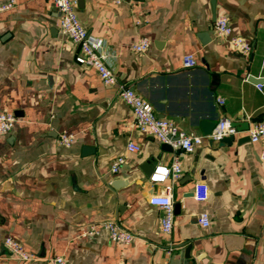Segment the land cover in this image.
Returning <instances> with one entry per match:
<instances>
[{
  "label": "crops",
  "instance_id": "1",
  "mask_svg": "<svg viewBox=\"0 0 264 264\" xmlns=\"http://www.w3.org/2000/svg\"><path fill=\"white\" fill-rule=\"evenodd\" d=\"M75 3L116 78L157 116L194 133H202L203 118L248 127L231 143L205 138L191 152L162 149L136 129L115 86L76 61L79 44L61 32L52 0H14L0 13V110L15 115L0 135V264H46L56 254L66 264H264V147L243 138L264 119V0ZM218 15L251 43L248 54L216 35ZM143 36L150 45L134 51L131 43ZM188 53L193 67L183 65ZM62 131L75 134L68 147L58 142ZM129 140L138 151L127 150ZM178 153L180 175L154 177ZM117 156L124 162L114 173ZM147 161L150 174L140 167ZM196 182L207 185L205 200L194 198ZM165 192L174 204L170 237L160 227L161 209L149 203ZM102 219L134 238L122 244L104 229L84 233ZM7 236L35 259L14 258Z\"/></svg>",
  "mask_w": 264,
  "mask_h": 264
},
{
  "label": "built area",
  "instance_id": "2",
  "mask_svg": "<svg viewBox=\"0 0 264 264\" xmlns=\"http://www.w3.org/2000/svg\"><path fill=\"white\" fill-rule=\"evenodd\" d=\"M115 3L121 0H114ZM52 3L58 13V22L60 30L73 42L79 44L80 50L76 56L78 63H83L93 67L102 82L105 85L115 86L117 95L131 108L133 114V124L141 132L156 137L159 141L169 144L172 148L180 152H191L197 145L201 144L203 139L208 138L218 141L224 136L235 135L238 130L231 124L227 117L220 118L214 128L208 134L194 133L181 130L172 120L159 117L154 111L153 105L138 94L130 85L119 81L111 67L106 61L105 54L100 50V40L88 34L87 29L81 22L77 11L75 0H52ZM14 5V0H7L0 3V13L8 10ZM213 28L216 35L226 38L230 45L236 51L248 54L252 48L251 43L243 37L232 32L228 18L225 15H218L214 19ZM150 45L148 37H140L131 43L134 51H144ZM183 65L193 67L195 59L192 54L183 56ZM223 100L219 98V102ZM15 121V115L12 112L0 110V135L8 133ZM247 135L252 142H258L264 147V119L252 124L247 130ZM75 139V134L69 131H62L58 134L59 144L68 147ZM126 148L128 151H138L139 145L129 140ZM179 153L174 155L169 167H158L154 173L156 178H164L166 175H172L177 178L181 173V160ZM264 157V156H263ZM124 162L123 156H117L111 163V171L117 172ZM208 188L204 182H196L193 186V196L196 200L202 201L207 198ZM149 203L156 205L162 211L160 217V227L164 235L171 236L174 219V204L169 192L153 194L149 197ZM201 225L209 224V215L202 211L198 215ZM101 229L108 233L111 241L128 244L134 238V233L119 222L113 219H102L89 223L84 233L96 235ZM4 245L14 258L20 261H30L35 259L33 253L26 251L22 245L14 238L7 236ZM169 246L168 250H171ZM46 264H66V259L61 254H56L46 259Z\"/></svg>",
  "mask_w": 264,
  "mask_h": 264
},
{
  "label": "water",
  "instance_id": "3",
  "mask_svg": "<svg viewBox=\"0 0 264 264\" xmlns=\"http://www.w3.org/2000/svg\"><path fill=\"white\" fill-rule=\"evenodd\" d=\"M199 124H200L201 130H202V133L203 134H208L214 128L216 122L214 120H212V119L203 118V119H201L199 121ZM231 124L236 126V128L239 129V130L240 129H246L248 127L247 123L242 124L240 122H231ZM237 126H239V127H237ZM243 138L244 139H249L248 135H245ZM233 140H234V135H228V136H224L221 139H219V142H221V143H231V142H233ZM209 141H210V143H212L213 140L209 139ZM162 149L171 150V146L169 144H167V143H163L162 144ZM140 167L143 169V171L145 173L150 174L151 169H152L150 161H147L146 164H143Z\"/></svg>",
  "mask_w": 264,
  "mask_h": 264
}]
</instances>
